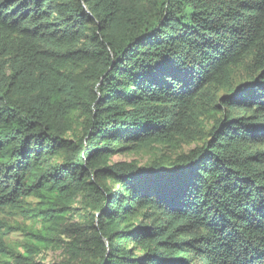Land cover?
<instances>
[{"label": "trees", "instance_id": "obj_1", "mask_svg": "<svg viewBox=\"0 0 264 264\" xmlns=\"http://www.w3.org/2000/svg\"><path fill=\"white\" fill-rule=\"evenodd\" d=\"M5 211L2 264H264V0H0Z\"/></svg>", "mask_w": 264, "mask_h": 264}, {"label": "rangeland", "instance_id": "obj_2", "mask_svg": "<svg viewBox=\"0 0 264 264\" xmlns=\"http://www.w3.org/2000/svg\"><path fill=\"white\" fill-rule=\"evenodd\" d=\"M77 133V132H75ZM194 145L189 147H184V151H188L192 149ZM153 151H138V152H121L119 154H115L112 157V162H126V163H134L138 166H145L150 164L153 160ZM166 155V154H163ZM56 162H60V158L54 159ZM112 189H116V186H112ZM27 202L30 204H34L35 200L32 198H28ZM74 211L71 214V223L75 224H83L87 220V216L83 211L80 204L77 202L73 205ZM0 219L4 220L7 226L12 227L11 233L9 235V239L13 245H19L23 240L22 230L30 229L33 227L32 221L27 220L22 217L20 214H12L8 211L0 213ZM18 228V229H15ZM39 228V227H37ZM62 240H66L63 238ZM127 246H130V242H126ZM19 254H21V250L18 249ZM66 258L63 256L62 252L56 249H46L42 250V252L35 257L34 262L36 264H59L63 262ZM2 264V263H0Z\"/></svg>", "mask_w": 264, "mask_h": 264}]
</instances>
